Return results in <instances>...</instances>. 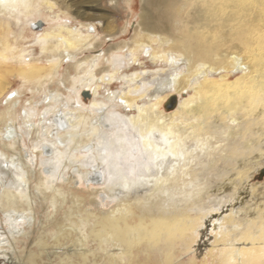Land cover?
<instances>
[{
	"label": "bare ground",
	"instance_id": "bare-ground-1",
	"mask_svg": "<svg viewBox=\"0 0 264 264\" xmlns=\"http://www.w3.org/2000/svg\"><path fill=\"white\" fill-rule=\"evenodd\" d=\"M142 2L126 40L61 0H0V68L20 82L0 77V222H18L19 264H264V0ZM101 33L122 39L91 54Z\"/></svg>",
	"mask_w": 264,
	"mask_h": 264
},
{
	"label": "rangeland",
	"instance_id": "rangeland-1",
	"mask_svg": "<svg viewBox=\"0 0 264 264\" xmlns=\"http://www.w3.org/2000/svg\"><path fill=\"white\" fill-rule=\"evenodd\" d=\"M61 1H63V4H65L66 7L68 8L67 10L68 14L64 16L66 19L70 20V22L72 23L87 22L89 20H93L97 28H100L103 22L107 20H113L114 23L117 24L118 28L124 27V25L127 23V31L123 37V39H126V40L131 37L134 27L139 22V19H140L139 15L143 7L142 0H61ZM76 8H78L79 11L84 10L80 16L76 15V12H75ZM84 12H86L87 14L85 15ZM37 21L42 22V25H43V22L45 23V21L41 18H38ZM45 25L46 24H44L43 26ZM101 36H104L103 33H101ZM114 38H115L114 40H111L104 36L105 42L101 44L98 47V49L92 51L91 54L99 53L101 50H106L110 45H114L115 43H118L122 39V38H118L117 36H115ZM227 44L230 45L233 43L229 42ZM79 56H82V55H79ZM78 59H80V57H76V60ZM67 61L69 60L65 58L62 61V64L60 67L59 77L61 79V82L60 83L55 82L52 84V86L49 85L50 86L49 91H54L57 88L58 89L57 93L63 96L68 92V87H69L68 71L70 70L72 72L70 77L75 75L72 67H68ZM146 65H147L148 70L149 69L153 70L156 68V66H152L151 64H146ZM131 70L132 69H129L128 71H131ZM168 71L169 70L166 69L164 73H161L160 75L158 74L157 75L158 81H161L162 78H165V77L169 78L170 74H168ZM155 76L156 75H153V77ZM0 77L4 85L5 83L9 81L8 83L9 86L7 87V90L15 89L20 84L19 79L13 78L12 72L5 70V67L0 68ZM146 80H153V79L151 77H148L146 78ZM121 86L123 85H121V82L119 80L113 81L109 86V90L119 91ZM153 87L154 85L151 86V89ZM103 90L105 91L104 87L103 89L101 88L99 92L101 93L103 92ZM24 92L25 94L21 95V99H22L21 101H24L25 99L31 100L33 97L36 96V94L33 95L28 90ZM79 93L84 102L83 106L89 107V105L91 104L92 95L90 94L88 89L82 87L80 88ZM35 100L40 101V98H35ZM176 101H177V95L176 93L173 92V94L170 95V97H168L167 100L163 103V109L164 110L171 109L176 104ZM60 104H61V101H60ZM2 106L3 104L0 102V108ZM38 108L42 109L44 108V106L38 105ZM30 143L31 141H29V138H26L25 145L28 146ZM259 174L260 173L256 174L258 177V179H255L256 181L257 180L261 181L264 179V176L259 178ZM29 184H30V190H31L30 194L32 196L33 195L36 196V193L38 191H37V184L35 180L34 181L33 179L30 180ZM77 186H80V185H77ZM94 187H99V185H95ZM17 205H19V207H17V211L21 212L22 211L21 207L26 204H24L20 200H17ZM16 223L18 222H10V224L7 225V224H3L0 222V264H19L17 255L14 250L15 248L12 247V241H11V238L13 237L15 238L17 236V233L12 234V231H15ZM201 236L202 234L198 235L196 244L194 246V248L196 247L198 248V249L196 248L197 259L201 258V256L204 254V249H203L204 246L198 243H202V238H206V236H203L202 238ZM29 243H30V240L21 242L25 250L27 249L25 247H28ZM21 244H19L20 245L19 247L22 246Z\"/></svg>",
	"mask_w": 264,
	"mask_h": 264
},
{
	"label": "water",
	"instance_id": "water-1",
	"mask_svg": "<svg viewBox=\"0 0 264 264\" xmlns=\"http://www.w3.org/2000/svg\"><path fill=\"white\" fill-rule=\"evenodd\" d=\"M264 176V166L263 168L260 170V174H259V178L263 177Z\"/></svg>",
	"mask_w": 264,
	"mask_h": 264
}]
</instances>
